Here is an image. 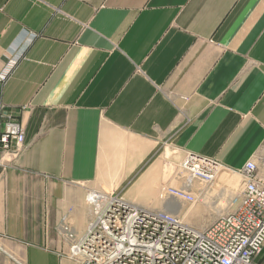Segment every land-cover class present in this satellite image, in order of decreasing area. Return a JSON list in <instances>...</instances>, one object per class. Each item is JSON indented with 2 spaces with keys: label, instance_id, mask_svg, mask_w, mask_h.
Listing matches in <instances>:
<instances>
[{
  "label": "crops",
  "instance_id": "0c3cea01",
  "mask_svg": "<svg viewBox=\"0 0 264 264\" xmlns=\"http://www.w3.org/2000/svg\"><path fill=\"white\" fill-rule=\"evenodd\" d=\"M0 264H82L87 195L148 208L189 154L264 180V0H0ZM198 228L205 223L197 222ZM264 264V247L255 257Z\"/></svg>",
  "mask_w": 264,
  "mask_h": 264
},
{
  "label": "built area",
  "instance_id": "2783aa9c",
  "mask_svg": "<svg viewBox=\"0 0 264 264\" xmlns=\"http://www.w3.org/2000/svg\"><path fill=\"white\" fill-rule=\"evenodd\" d=\"M16 60L5 64L0 79L6 80ZM25 148L23 125L8 117L0 133V165L9 166ZM184 169L210 182L223 167L214 160L189 154ZM242 177L240 202L218 214L201 229L184 222L166 208L132 204L120 195L92 191L86 232L77 236L66 228L70 256L82 264H255L264 247V180L254 162L237 172ZM195 203L188 189L169 188L170 198Z\"/></svg>",
  "mask_w": 264,
  "mask_h": 264
},
{
  "label": "rangeland",
  "instance_id": "374dc122",
  "mask_svg": "<svg viewBox=\"0 0 264 264\" xmlns=\"http://www.w3.org/2000/svg\"><path fill=\"white\" fill-rule=\"evenodd\" d=\"M223 171L227 176L225 180H219L218 177H215L210 182H203L198 179L196 173L184 169L181 165L159 166L157 172L159 178L157 187L158 198L164 202L166 200L163 199L165 198V192L171 187L188 189L196 196V202H185L184 211H189L185 222L196 227H198L197 222L209 225L218 214H222L230 209L232 201H235V205L240 202L243 188L241 175L233 171Z\"/></svg>",
  "mask_w": 264,
  "mask_h": 264
},
{
  "label": "bare ground",
  "instance_id": "6f19581e",
  "mask_svg": "<svg viewBox=\"0 0 264 264\" xmlns=\"http://www.w3.org/2000/svg\"><path fill=\"white\" fill-rule=\"evenodd\" d=\"M217 177L219 178V180H225L227 176L226 173L222 169H220L217 172L216 178ZM184 206H185V202L181 199L170 197L166 202L164 201V208L171 210L174 213H177L180 216V218L185 222V219L188 216L189 211H184Z\"/></svg>",
  "mask_w": 264,
  "mask_h": 264
}]
</instances>
